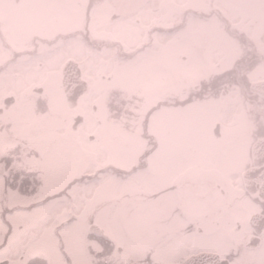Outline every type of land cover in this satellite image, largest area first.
<instances>
[{"label": "snow or ice", "instance_id": "snow-or-ice-1", "mask_svg": "<svg viewBox=\"0 0 264 264\" xmlns=\"http://www.w3.org/2000/svg\"><path fill=\"white\" fill-rule=\"evenodd\" d=\"M259 137L264 0H0V264H264Z\"/></svg>", "mask_w": 264, "mask_h": 264}, {"label": "flooded vegetation", "instance_id": "flooded-vegetation-1", "mask_svg": "<svg viewBox=\"0 0 264 264\" xmlns=\"http://www.w3.org/2000/svg\"><path fill=\"white\" fill-rule=\"evenodd\" d=\"M57 95L59 98L63 99V93L60 90L59 86L57 85V87L55 88V90L53 92L50 93V98H49V103L50 106L53 105L52 101L55 98L54 95ZM66 114V113H63ZM240 120L239 123V127L241 128V130L244 127V121L243 118L240 117L238 118ZM259 144H264V137H259L258 141ZM247 159V142L246 140L243 138V136H241V138L238 140L236 146H235V152H234V161L235 162H239L241 165L242 163ZM229 186L231 188V191L233 193V198L234 195L237 191V188L235 186V184L232 181H229ZM245 212V205L243 204V202L240 201H236L234 208H233V214L235 216H243Z\"/></svg>", "mask_w": 264, "mask_h": 264}, {"label": "rangeland", "instance_id": "rangeland-1", "mask_svg": "<svg viewBox=\"0 0 264 264\" xmlns=\"http://www.w3.org/2000/svg\"><path fill=\"white\" fill-rule=\"evenodd\" d=\"M54 96L55 98L52 101L53 105H55L56 107H60L63 99L59 98L56 94Z\"/></svg>", "mask_w": 264, "mask_h": 264}]
</instances>
